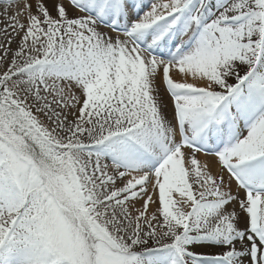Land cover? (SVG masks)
Wrapping results in <instances>:
<instances>
[{
	"label": "snow or ice",
	"instance_id": "6c2138e0",
	"mask_svg": "<svg viewBox=\"0 0 264 264\" xmlns=\"http://www.w3.org/2000/svg\"><path fill=\"white\" fill-rule=\"evenodd\" d=\"M0 264H264V0H0Z\"/></svg>",
	"mask_w": 264,
	"mask_h": 264
},
{
	"label": "rangeland",
	"instance_id": "374dc122",
	"mask_svg": "<svg viewBox=\"0 0 264 264\" xmlns=\"http://www.w3.org/2000/svg\"><path fill=\"white\" fill-rule=\"evenodd\" d=\"M13 47H15V45H13Z\"/></svg>",
	"mask_w": 264,
	"mask_h": 264
}]
</instances>
